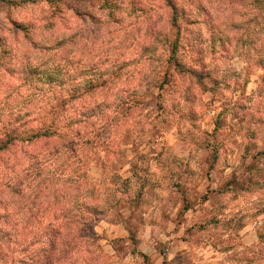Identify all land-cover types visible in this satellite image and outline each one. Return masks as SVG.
I'll list each match as a JSON object with an SVG mask.
<instances>
[{"label": "clouds", "instance_id": "1", "mask_svg": "<svg viewBox=\"0 0 264 264\" xmlns=\"http://www.w3.org/2000/svg\"><path fill=\"white\" fill-rule=\"evenodd\" d=\"M0 264H264V0H0Z\"/></svg>", "mask_w": 264, "mask_h": 264}]
</instances>
